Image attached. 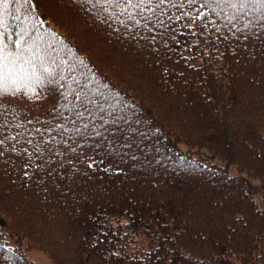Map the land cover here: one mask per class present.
Returning a JSON list of instances; mask_svg holds the SVG:
<instances>
[{
    "label": "trees",
    "instance_id": "trees-1",
    "mask_svg": "<svg viewBox=\"0 0 264 264\" xmlns=\"http://www.w3.org/2000/svg\"><path fill=\"white\" fill-rule=\"evenodd\" d=\"M201 2L162 5V25L97 0L7 5L6 35L55 63L38 95H0V264H39L30 245L55 264H264V11ZM68 85L96 102L82 118Z\"/></svg>",
    "mask_w": 264,
    "mask_h": 264
},
{
    "label": "snow or ice",
    "instance_id": "snow-or-ice-1",
    "mask_svg": "<svg viewBox=\"0 0 264 264\" xmlns=\"http://www.w3.org/2000/svg\"><path fill=\"white\" fill-rule=\"evenodd\" d=\"M24 3H30L31 0H23ZM98 3H105L115 5L120 8L122 12L128 11L129 9H139L140 14L143 16L145 11L151 12L152 16L156 17V23L163 24V20L157 15V13H163L162 5L170 4L172 7H184L186 2L189 5H194L197 0H97ZM10 3H21V0H0V95L7 94H24L29 98L33 94L38 95L37 88L43 89L46 83L50 82V78L53 77V70L51 64L55 61H49L47 59V53L40 49L37 41L40 37L32 39L28 36L25 30L22 33H18V39L11 40L5 33L4 15L7 9V5ZM146 6V7H145ZM201 9H208L212 13H216L218 8L221 11L224 8L236 10V12H244L246 9H253L255 11H264V0H202ZM18 11V9H17ZM218 14V13H217ZM205 11H199L198 14L191 18L189 12H182L181 15L175 17L176 20L181 19V16L190 17L192 22L187 25L189 29L193 28L196 21L200 20L201 17H206ZM18 19V17H15ZM145 20H150L151 17H143ZM129 19L135 20V17L129 13ZM226 19L231 20L237 19L236 15L227 16ZM136 24H140V20H135ZM147 27V24H145ZM195 34V33H193ZM11 43L14 48H9ZM60 80L64 77L61 75ZM69 92L62 95L64 99H67L68 95H74L75 101H80L81 106L84 108L83 112H76V116L82 118L85 112H89L88 105L95 104L96 102L89 99L86 94L82 91H76L72 89L71 85H68ZM75 106V105H73ZM67 107V105L65 106ZM101 110H103L101 108ZM4 123H0V129L4 127ZM19 127V125H17ZM87 127V125H85ZM70 131L69 129H65ZM37 133L41 132V129H35ZM79 132V129H75ZM23 136L24 133H18ZM8 139L16 140V136L8 137ZM19 142V141H17ZM4 143V140H0V145ZM27 143L32 144V139H28ZM37 152L40 150V144L34 145ZM14 150V149H13ZM2 155V153H0ZM89 168L93 167L92 164L88 165Z\"/></svg>",
    "mask_w": 264,
    "mask_h": 264
},
{
    "label": "rangeland",
    "instance_id": "rangeland-1",
    "mask_svg": "<svg viewBox=\"0 0 264 264\" xmlns=\"http://www.w3.org/2000/svg\"><path fill=\"white\" fill-rule=\"evenodd\" d=\"M66 30L72 36L77 37L76 33L72 29H70L69 27H66ZM149 227L151 229L153 228V226H149ZM149 239H150V236H148L145 232H142V233L139 234V240L141 242L147 243ZM22 245H23L22 248H24V249L27 246L25 244V242ZM25 253H26L27 259H29V260H35L39 264H55V262L53 261V259L49 256V254L46 253L45 251L39 249L37 246L30 245V247H27L26 248Z\"/></svg>",
    "mask_w": 264,
    "mask_h": 264
}]
</instances>
